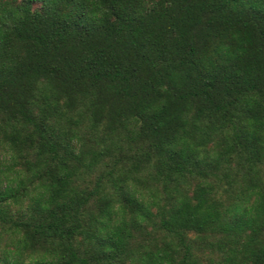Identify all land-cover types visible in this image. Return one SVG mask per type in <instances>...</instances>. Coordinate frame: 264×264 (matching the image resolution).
Segmentation results:
<instances>
[{
    "label": "trees",
    "instance_id": "1",
    "mask_svg": "<svg viewBox=\"0 0 264 264\" xmlns=\"http://www.w3.org/2000/svg\"><path fill=\"white\" fill-rule=\"evenodd\" d=\"M0 264H264V0H0Z\"/></svg>",
    "mask_w": 264,
    "mask_h": 264
}]
</instances>
